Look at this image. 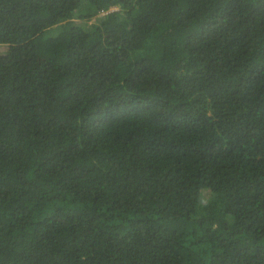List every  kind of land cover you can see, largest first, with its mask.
<instances>
[{
  "label": "trees",
  "instance_id": "trees-1",
  "mask_svg": "<svg viewBox=\"0 0 264 264\" xmlns=\"http://www.w3.org/2000/svg\"><path fill=\"white\" fill-rule=\"evenodd\" d=\"M0 264H264V0H0Z\"/></svg>",
  "mask_w": 264,
  "mask_h": 264
},
{
  "label": "clouds",
  "instance_id": "clouds-1",
  "mask_svg": "<svg viewBox=\"0 0 264 264\" xmlns=\"http://www.w3.org/2000/svg\"><path fill=\"white\" fill-rule=\"evenodd\" d=\"M110 8H114V7H110ZM108 10H109V9H107V10L105 9V12L108 11Z\"/></svg>",
  "mask_w": 264,
  "mask_h": 264
},
{
  "label": "rangeland",
  "instance_id": "rangeland-1",
  "mask_svg": "<svg viewBox=\"0 0 264 264\" xmlns=\"http://www.w3.org/2000/svg\"><path fill=\"white\" fill-rule=\"evenodd\" d=\"M112 9H114V8H110L109 10H112Z\"/></svg>",
  "mask_w": 264,
  "mask_h": 264
}]
</instances>
